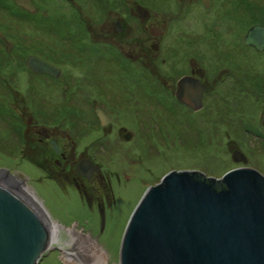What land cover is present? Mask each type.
I'll use <instances>...</instances> for the list:
<instances>
[{
    "label": "rangeland",
    "instance_id": "obj_1",
    "mask_svg": "<svg viewBox=\"0 0 264 264\" xmlns=\"http://www.w3.org/2000/svg\"><path fill=\"white\" fill-rule=\"evenodd\" d=\"M207 2L197 0L191 6V0H0V170L24 182L54 222L93 235L103 252L98 251L110 263L118 264L126 223L148 187L157 184L174 169L200 170L222 176L235 166L228 160L224 140L220 139L221 132L213 130V124L206 123L209 113L192 114L191 110L181 106L173 95L141 74L145 70L144 63H127L129 88H141L142 95L158 106H146L147 115L140 119L134 120L131 104L117 107L112 116L118 122L117 127H130L136 131V141L125 144L115 134L103 137L97 126L92 127L91 121L95 118L91 106L95 95L89 83V71L97 47L92 40L93 29L121 17L128 22V37L142 39L147 45L146 40L151 39L146 28L164 22L167 31L158 42L163 50L160 54L158 51L151 54L166 60V65L159 62L157 68L167 74L164 78L173 82L191 68V25L197 31L195 34L202 31ZM256 3V0L242 1L245 6ZM259 3L264 4V0ZM136 5L149 11V19L139 18ZM263 19L261 13L253 20H245L243 30L252 23L264 22ZM49 45L53 47L50 53ZM83 46L89 51L81 55ZM132 49L134 54L141 52L135 45ZM207 54L210 55V51ZM215 55L211 53L212 61L216 60ZM29 56L53 64L61 73L57 78L32 73L26 65ZM239 62L244 70L256 68L264 72V56L256 55L248 48L244 47ZM82 93L87 105L80 107L79 95ZM33 100L51 106V129L67 132L77 150L90 148L93 143L106 152L93 159L109 177L117 175L118 186L110 180L116 196L112 217L106 221L98 239L95 237L98 221L91 211L81 207L71 188L65 185V188H59L54 183L37 180L44 175L29 160H38L40 154H32L25 127L29 111L33 110ZM253 101L252 98L246 100L243 111L256 118ZM41 111L35 112L36 115H41ZM79 120L87 125L83 132L78 129ZM139 130L143 133L141 136ZM238 143L250 166L264 173V155L251 152L247 141ZM61 257L60 250H48L39 264H63Z\"/></svg>",
    "mask_w": 264,
    "mask_h": 264
},
{
    "label": "flooded vegetation",
    "instance_id": "obj_2",
    "mask_svg": "<svg viewBox=\"0 0 264 264\" xmlns=\"http://www.w3.org/2000/svg\"><path fill=\"white\" fill-rule=\"evenodd\" d=\"M242 1L208 0L204 8L202 31L195 34L197 31H194V27L191 25V68L173 82L164 78L167 74L157 68L159 62L161 65H166V60H159L158 56L151 54L157 51L160 54L163 50L158 42L160 39L162 41L164 32L167 31V24L160 22L158 25L151 24L146 28L148 38L151 39V41L146 40L148 47L144 44V40H132L131 37H128V22L121 17L109 20L94 28L92 40L97 47L91 57L89 71L91 76L89 83L93 87L95 95L91 106L95 118L91 121L92 127L97 126L103 137L111 136L113 133L120 142L125 144L136 141V131L130 127H117L116 123L118 122L113 120L112 116L117 107L122 105L127 107L128 104H131L134 120L137 117L140 119L147 115L146 106H158L151 101V98L148 100L142 95L141 88L134 87L133 90L129 88L127 75L130 70L127 63H144L145 70L141 74L147 75L150 82L159 84L174 98L178 82L184 77L191 78V102H193L191 113L198 114L203 111L209 113V120L206 123L213 124L215 126L213 130L221 132L220 139L224 140L228 160L234 164V169L243 164H236L232 161L228 147L240 151L242 157L247 160V164L244 166L255 169L250 166L249 159L238 141H247L248 149L251 152H261L264 155V72H260L256 68L244 70L239 60L244 55V47L252 50L256 55L264 56V44L257 49L245 42L248 30L256 25L264 28V22L252 23L245 31L242 27L245 20H253L258 17V14L263 13L264 18V4H260V0H256V4L245 6ZM196 2L197 0H191V6ZM135 11L141 19L150 17L149 11L141 5H136ZM110 12L107 13L110 14ZM109 14L107 16H111ZM86 34H89V31ZM132 45L139 47L141 52L132 53ZM52 48L50 45L48 46V53ZM81 50L84 51L81 55H84L87 48L83 46ZM207 51H210V55L207 54ZM211 53L217 54L213 56L216 57L215 61L211 60ZM80 58L82 60V57ZM29 70L37 74L32 69L29 68ZM58 71L60 74L59 69ZM39 75L52 77L49 74ZM84 84L86 87L88 86L87 82ZM79 97V106L87 105L84 94H80ZM195 97H198L197 102ZM249 98L254 100L256 118L243 111L246 107L244 103ZM197 103L200 104V108L194 111L192 108L197 106ZM31 106L33 110L29 111L25 127L29 133L28 145H31L32 154H40L38 160H29L30 164L44 175V178L38 177L37 180L54 183L59 188H63L64 185L71 188L81 207L91 211L92 216L98 221L96 231L98 235L95 237H101L106 221L112 217V207L116 203L113 183L118 186L115 179L117 175L109 177V174H105L93 159L106 152L100 151L98 145L93 143L90 148L77 150L67 132L51 129L49 125L51 120L50 105L45 102L37 104L33 100ZM181 106L189 109L183 104ZM40 111L41 115L37 116L36 113H40ZM78 129L83 132L87 129V125L80 123L79 120ZM138 132L139 136L143 134L140 133V130ZM63 140L66 142H62ZM53 142L56 143L57 151L52 145ZM130 151L131 149H129ZM21 155L25 156L23 152ZM80 163L92 166L91 168L85 167L80 173L77 170ZM191 171L203 173L200 170ZM103 216L104 225L101 230L100 224Z\"/></svg>",
    "mask_w": 264,
    "mask_h": 264
},
{
    "label": "water",
    "instance_id": "obj_3",
    "mask_svg": "<svg viewBox=\"0 0 264 264\" xmlns=\"http://www.w3.org/2000/svg\"><path fill=\"white\" fill-rule=\"evenodd\" d=\"M245 42L259 49L264 28L251 27ZM26 65L59 74L35 56ZM175 98L191 110V78L178 82ZM228 151L243 165L222 176L174 169L146 189L126 223L118 264H264V173L244 166L240 151ZM85 164L80 173L92 166ZM51 240L48 212L0 177V264H39Z\"/></svg>",
    "mask_w": 264,
    "mask_h": 264
},
{
    "label": "bare ground",
    "instance_id": "obj_4",
    "mask_svg": "<svg viewBox=\"0 0 264 264\" xmlns=\"http://www.w3.org/2000/svg\"><path fill=\"white\" fill-rule=\"evenodd\" d=\"M4 173L5 172L0 170L1 178L32 196L41 210L45 211L44 207L31 190L23 185L24 182L22 183L8 174H6L5 177L3 175ZM48 218L52 238L48 248L49 250L58 249L62 252L61 260L63 264H113L108 262V259L105 261V256L99 252L103 251L99 249V244L97 240H94L93 235L83 234V231H77L74 227H63V225L57 224L51 219L49 213Z\"/></svg>",
    "mask_w": 264,
    "mask_h": 264
}]
</instances>
